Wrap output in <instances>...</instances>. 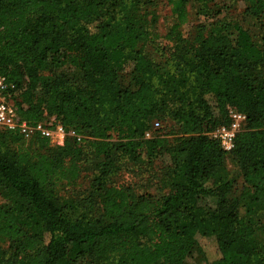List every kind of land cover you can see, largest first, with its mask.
<instances>
[{
  "label": "trees",
  "instance_id": "trees-1",
  "mask_svg": "<svg viewBox=\"0 0 264 264\" xmlns=\"http://www.w3.org/2000/svg\"><path fill=\"white\" fill-rule=\"evenodd\" d=\"M171 1L177 22L157 56L139 0H0V76L16 88L18 119L52 116L46 126L94 137L43 154L48 138L0 129V239L10 242L0 264H183L196 235L215 242L210 253L197 244L204 264H264V39L224 21L189 45L179 30L189 0ZM263 12L264 0H247L246 14ZM229 108L246 120L225 151L208 133L229 124ZM167 119L179 135L171 143ZM83 143L100 158L91 180L100 201L59 204L53 190L80 177ZM159 156L155 192L110 185L122 160L149 167ZM229 162L246 190L237 200Z\"/></svg>",
  "mask_w": 264,
  "mask_h": 264
},
{
  "label": "rangeland",
  "instance_id": "rangeland-1",
  "mask_svg": "<svg viewBox=\"0 0 264 264\" xmlns=\"http://www.w3.org/2000/svg\"><path fill=\"white\" fill-rule=\"evenodd\" d=\"M246 5L247 0H211L206 4L200 0H189L184 6L185 21L179 28L181 37L187 44L195 45L207 30H216L218 23L236 21L250 33L255 43L260 44V41L264 39V16L257 19L246 14ZM137 12L144 19V25L148 33L147 47H152L154 54L158 56L160 48L166 44L165 36L170 27L177 22L174 5L171 0H139ZM189 57L190 55H188ZM56 71L58 73L67 72L74 77L78 76L76 72H70L67 66H62L56 69ZM130 71L131 65H124L120 71L122 78L126 79ZM52 120L53 117L49 116L42 122L50 125ZM162 124L165 137L168 143H171L179 136L177 134V126L170 119L163 121ZM87 133L76 135L72 131H66L62 144L59 145L48 139L49 144L47 147H36V151L43 154H55L56 148L63 144H70L73 141L72 138H75L78 143L82 142L83 138L89 140L94 138L89 132ZM24 145H27V141H24ZM83 150L80 177L74 185L61 183L53 190L52 196L59 204H67L78 197L90 195L94 197L97 204L100 201L99 194L91 188L94 169H96L100 158L91 150H87L84 143ZM160 157L156 158L149 167L146 164H134L133 161L122 160V166L117 174L111 178L110 185L124 188L130 187L135 194L155 192L156 187L161 182V168L165 162V158ZM227 167L236 180L233 188L228 193V197L231 200H237L246 190L242 186L237 166L229 162ZM247 201V197H245L243 200H240V203H246ZM197 204L208 212H214L218 207V200L214 196H200L197 199ZM97 213L98 210L96 209ZM260 216L264 215L261 214ZM196 241L201 250L206 253H210L215 247L212 237L196 235ZM197 244L191 248L183 264H204L203 255ZM9 245L10 242L8 240L0 239V247L2 249H8Z\"/></svg>",
  "mask_w": 264,
  "mask_h": 264
},
{
  "label": "built area",
  "instance_id": "built-area-1",
  "mask_svg": "<svg viewBox=\"0 0 264 264\" xmlns=\"http://www.w3.org/2000/svg\"><path fill=\"white\" fill-rule=\"evenodd\" d=\"M14 93H16L14 84L7 81L6 78L0 76V129L17 131L26 139L31 138L34 135H40L59 145L62 144L66 131L61 125L57 124L50 127L46 126L43 122L28 124L26 121L18 119L16 110L9 101ZM228 115L230 122L227 126H221L208 133L210 137L219 142L220 146L225 151L232 150L235 135L244 127L246 120L244 114L233 108L228 109ZM158 127L159 124L155 122L154 128ZM150 136L149 132L145 134V137L147 138Z\"/></svg>",
  "mask_w": 264,
  "mask_h": 264
}]
</instances>
